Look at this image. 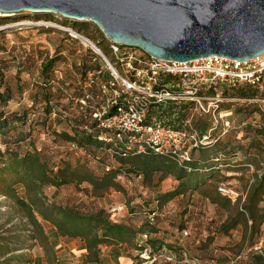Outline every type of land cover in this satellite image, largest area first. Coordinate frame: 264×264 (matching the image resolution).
I'll return each mask as SVG.
<instances>
[{
  "label": "rangeland",
  "instance_id": "1",
  "mask_svg": "<svg viewBox=\"0 0 264 264\" xmlns=\"http://www.w3.org/2000/svg\"><path fill=\"white\" fill-rule=\"evenodd\" d=\"M55 18L32 13L0 17L5 19L0 26V93L11 97L6 105H0V110L8 114L27 111V121L23 125L14 124V130L7 135L9 147L21 155L36 149L51 166L69 162L73 167L83 165L93 175L103 176L108 169L121 167L111 152L96 151L99 161L84 149L57 138L48 129L52 127L60 132L67 129L70 115L79 117L83 112L81 107L90 106L82 105L79 100L89 94L92 80L100 83L98 77L108 73L103 58L80 39L53 26H45L54 23ZM66 23L108 57L106 36L96 25L69 20L62 25ZM51 60L55 61L52 70L43 73L45 64ZM90 68L95 72L90 73ZM243 87L220 86L206 93L209 101L203 104L205 112L195 107L189 111L188 120L197 134L211 136L208 146L192 155L198 170L192 172L196 178L191 188L184 187L185 179L179 181L174 176H145L120 169L122 173L117 177L120 190L95 191L90 183L84 182L58 190L45 187L44 195L52 204L77 207L83 212L105 209L115 222L143 227L147 232L155 229L157 234L151 238L178 241L185 260L179 262L174 258L172 264H264L258 258V255L264 257V196L259 197L257 203L258 198L252 202L253 186L264 174V138L255 133L262 124L264 81L257 88L254 100L241 98ZM45 97H49L52 111L49 118L43 110ZM226 114L230 116L226 118ZM227 121L230 122L228 132L225 131ZM19 139L22 141L12 143ZM253 141L254 147L247 149ZM240 146L244 147L242 153H238ZM0 149L5 151L6 147ZM213 157H219V162L213 161ZM235 161L242 166L225 168L228 163L236 166ZM218 163L222 164L219 170H209ZM250 164L251 167L247 166ZM13 180L7 173L0 174V238L10 239V249H21L13 257L23 258L25 264L28 261L29 264H84L87 251L83 241L61 237L48 223H43L48 245L39 239L37 229L14 199L1 194ZM220 186L231 190L236 202L220 195ZM14 189L18 197L26 198L21 184ZM174 191L179 194L168 196ZM152 213L157 216L151 226ZM184 230L189 236H184ZM47 247L55 257H50L51 261L45 253ZM138 255L131 247L121 250L101 247L103 264H128V258L135 264L138 261L134 256ZM147 256L150 259L139 257V260L163 264L151 262L153 257L148 251ZM120 258L123 259L120 261Z\"/></svg>",
  "mask_w": 264,
  "mask_h": 264
},
{
  "label": "trees",
  "instance_id": "2",
  "mask_svg": "<svg viewBox=\"0 0 264 264\" xmlns=\"http://www.w3.org/2000/svg\"><path fill=\"white\" fill-rule=\"evenodd\" d=\"M54 20L59 24H65V21H61L58 18ZM3 21H5V19H0V26L3 25ZM68 24L69 23H66L64 26L72 28V26ZM106 51L107 54H109L108 46L106 47ZM54 62V60L48 61L45 64L43 73H49L50 70H52ZM89 72L94 73L95 70L90 68ZM98 79H100V83L92 80L93 87L89 91V94L82 96V99H87V104H90V106L87 108L81 107L83 112L79 117L70 115L67 119L69 123L67 129L60 132L49 127L48 129L51 130L52 134L62 141L70 143L75 148L84 149L89 155H93L94 159H98L99 161L101 159L96 156V151L111 152L120 164V169H125L128 173H136L145 176L161 174L162 178L174 176L179 181L185 179L186 183L184 187L191 188V183L195 182L196 178L192 172L198 170L197 164L192 159V155L195 151L208 146L209 141L211 142V136L206 133L198 135L197 130L192 127L191 121L188 120V114L193 108V105L191 103H167L165 105H153L149 110V121L153 120L159 122L174 130L190 131L189 129L192 127L193 132L197 134L200 140H202L203 137H208V141H206L208 143H204V145L199 144L197 148L192 149L189 153V160L179 165V163L171 157L159 156L152 151H146L144 154L136 150L129 151L124 146L120 145L114 147L113 144L106 143L100 139L106 131L99 128V122L94 119L93 115L104 103L105 98L101 91L102 85L109 82L111 78L109 73H107V75L98 77ZM263 81L264 77L261 83ZM242 85L244 87L241 88V98L245 100L257 99L256 90L261 84L257 87H252L248 84ZM223 86L232 87L228 85ZM44 99L46 105L43 110L45 111L46 117L49 118L52 114L49 105V97H45ZM10 100V95L0 93V105H6ZM26 112L25 110L22 114L18 112L8 114L0 110V147H6L5 151L0 149V174L7 173L14 178L11 183L7 184V189L1 191V194L10 199H14L17 207L37 229L39 239L48 245L47 243L49 241L43 227V223H48L56 229L61 237L83 241L87 251L84 264H101V247L103 246L128 245L140 250L144 245L148 244L152 249H156L155 252H151L153 258H163L164 247L157 246V240L152 241L150 237L151 235L157 234L155 229L147 232L143 227L136 228L128 223L115 222L111 219V214L105 209L83 212L77 207L57 205L48 202L43 191L45 187H52L58 190L70 184L88 182L95 191L103 192L111 189L120 190L121 185L117 181V177L122 172L120 169H108V173H105L103 176H96L83 165L73 167L69 162H63L60 166H51L48 161L42 158L40 152L36 149H34V151H27L23 155L11 150L7 135L14 130V124L20 123L23 125L27 121ZM261 115L262 124L260 128L255 130V133L258 137L263 139L264 110L261 111ZM1 140H3L2 143ZM20 141H22V139L12 143L16 144ZM254 143L255 141L248 145L247 149L251 146L253 148ZM92 150L95 151L92 152ZM243 151L244 147L240 146L238 153H242ZM236 155L237 154L233 155V157ZM236 158L232 160H237ZM211 159L218 162L220 160L219 157H213ZM237 162L238 161H235L237 164L236 166L228 163L225 165V168L240 167L242 163ZM247 166L251 167L252 164ZM221 167L222 164L218 163L210 167L209 170H219ZM18 184L24 187L26 198L17 196L14 186ZM178 194L177 191H174L169 193L168 196L174 197ZM253 194L252 202H254L255 198H258L256 203L260 201L259 197L264 196V174L253 186ZM252 220H254L253 216ZM139 238H142V240L137 243ZM10 244V239L5 237L0 238V264H10L12 262L25 264L26 262L23 258L13 257V254L21 249L12 250L10 249ZM166 248L174 251L178 261L183 262L185 260L182 246L169 245L166 246ZM45 253L49 261H51L53 256L48 247L45 249ZM258 258H260V262H264L263 256L261 257L258 255ZM27 263L29 264L30 262L28 261Z\"/></svg>",
  "mask_w": 264,
  "mask_h": 264
},
{
  "label": "built area",
  "instance_id": "3",
  "mask_svg": "<svg viewBox=\"0 0 264 264\" xmlns=\"http://www.w3.org/2000/svg\"><path fill=\"white\" fill-rule=\"evenodd\" d=\"M56 18L68 21L61 16ZM47 24L72 37L73 34L80 36L69 26ZM106 40L109 58L101 52L111 80L102 85L104 103L93 115L99 122V128L106 131L100 139L114 147L124 146L129 151L136 150L141 154L152 151L159 156L171 157L179 165L188 161L190 151L199 144L204 145L208 137L200 140L192 127L190 131L174 130L159 122L149 121L151 106L191 103L205 112L203 104L209 101L206 93L216 91L223 85L237 87L248 84L257 87L264 77V55L245 62L219 56L173 62ZM80 103L87 105V99L80 100ZM218 192L236 202L233 192L226 187H218ZM156 216V213L149 216L150 225H154ZM183 234L189 236L187 230ZM145 251L146 254L140 257L150 259ZM165 260L173 262L174 258ZM155 261L158 259L151 260Z\"/></svg>",
  "mask_w": 264,
  "mask_h": 264
},
{
  "label": "water",
  "instance_id": "4",
  "mask_svg": "<svg viewBox=\"0 0 264 264\" xmlns=\"http://www.w3.org/2000/svg\"><path fill=\"white\" fill-rule=\"evenodd\" d=\"M0 13L91 22L113 43L164 61L264 55V0H0Z\"/></svg>",
  "mask_w": 264,
  "mask_h": 264
},
{
  "label": "crops",
  "instance_id": "5",
  "mask_svg": "<svg viewBox=\"0 0 264 264\" xmlns=\"http://www.w3.org/2000/svg\"><path fill=\"white\" fill-rule=\"evenodd\" d=\"M228 116H230L229 114H226L225 115V117L227 118ZM230 129V122L229 121H227V122H225V131L226 132H228V130ZM239 160V159H238ZM151 240L152 241H154V240H157V246H162V247H164V255H163V258H159L158 259V262H163V264H172V262H167V261H165V258H168V257H172V258H177V256H176V254L174 253V251L173 250H170L169 248H166V246H169V245H173V246H182V244L181 243H179L178 241H173V240H164V239H157V238H151ZM138 242H140V241H137V243ZM106 247V246H105ZM107 247H111V248H118V249H122V248H126V247H131L134 251H136V253H139V255L138 256H134V259L135 260H137L138 261V263H135V264H147L149 261H147V262H142L143 260H139V257H140V253L142 252V251H145V250H147L148 252H155V250L156 249H152L151 247H150V245H148V244H146V245H144V247L143 248H141L140 250H137L135 247H132V246H128V245H123V246H107ZM52 256H53V258H55L54 257V255H53V253H52ZM123 259V258H122ZM121 258H120V261L122 260ZM102 261V260H101ZM124 261V260H123ZM127 262H129L128 264H133V260H132V258H128L127 260H126ZM126 262V263H127ZM179 262H181V261H179ZM151 263V262H150ZM101 264H103V261H102V263ZM157 264V263H156ZM174 264V263H173Z\"/></svg>",
  "mask_w": 264,
  "mask_h": 264
},
{
  "label": "bare ground",
  "instance_id": "6",
  "mask_svg": "<svg viewBox=\"0 0 264 264\" xmlns=\"http://www.w3.org/2000/svg\"><path fill=\"white\" fill-rule=\"evenodd\" d=\"M5 16H12V15H9V14H2V13H0V17H5ZM45 26H48V24L47 25H45ZM54 27V26H53ZM81 36V35H80ZM78 36L77 34L75 35V34H73V37L74 38H76V39H80L81 41H82V43L85 45V46H87V47H89V48H92L96 53H98V51L96 50V48L94 47V46H96L92 41H90L89 39H87L86 37H84V36ZM97 47V46H96Z\"/></svg>",
  "mask_w": 264,
  "mask_h": 264
}]
</instances>
